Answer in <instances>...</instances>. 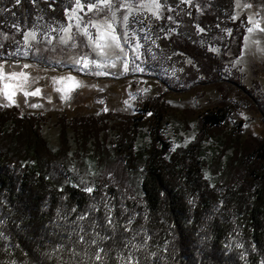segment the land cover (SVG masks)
<instances>
[{
    "label": "trees",
    "instance_id": "obj_1",
    "mask_svg": "<svg viewBox=\"0 0 264 264\" xmlns=\"http://www.w3.org/2000/svg\"><path fill=\"white\" fill-rule=\"evenodd\" d=\"M35 2L0 0V8L20 21L35 10L64 21V0ZM232 8L233 0H209L188 20L190 26L230 28L219 55L184 35L166 39L172 51L194 62V76L202 74V83L223 97L221 71L240 55L247 23L244 15L230 19ZM0 28L14 31L2 22ZM229 79L264 116L253 90L239 77ZM162 97L147 105L151 140L140 151L135 148L137 124L130 118L114 126L116 140L106 146V135L99 133L107 114L73 117L70 126L79 149L70 152L66 117L61 115L53 151L40 132L45 117L18 114L16 106L0 109V264H101L93 259L92 239L108 250L103 264H127L119 256H127L124 245L133 243V237L142 245L135 251L139 264H262L264 138L242 139L239 128L228 127L225 112H211L197 120L191 141L169 150L159 133V119L171 110ZM90 135L94 141L88 153ZM209 139L216 152L207 156ZM109 212L113 225L107 223ZM97 234L110 238L100 241Z\"/></svg>",
    "mask_w": 264,
    "mask_h": 264
},
{
    "label": "rangeland",
    "instance_id": "obj_2",
    "mask_svg": "<svg viewBox=\"0 0 264 264\" xmlns=\"http://www.w3.org/2000/svg\"><path fill=\"white\" fill-rule=\"evenodd\" d=\"M207 1L209 0H192L191 4H184L181 0H167L160 19L146 12L141 13L144 24L129 26L128 42L124 46L126 55L121 54L120 59L114 60L116 67L91 66L88 70H81L79 65L73 66V61L84 54L95 58L87 46V38L78 34L76 22L69 19L75 0H64V21L41 10L28 12V17L20 21L18 17H14L13 12L9 14L7 9L0 8V22L14 28L13 32L0 28V64L4 66V74H27V83L23 87L17 86L22 78L0 80V109L12 110L16 106L18 114H38L45 117L46 120L40 123V132L53 151L59 143V116L66 117L68 144L70 152H73L79 149V143L70 120L78 116L100 117L104 114L107 116L102 123L106 127H103L99 137L106 135V146L116 140L114 126L130 118L137 124L135 148L139 151L146 150L151 140L149 121H152L146 109L159 94H163L162 101L171 108L159 119V133L169 150L183 147L191 141L196 132L197 120L203 114L211 112H225L223 114L228 127L239 128L242 139L250 135L264 138V116L256 113L251 104L242 98L243 93L238 92L227 81L229 78L239 77L246 88L253 90L252 94L258 99L264 112V32L256 30L249 34L247 31L249 27H253L249 19L252 17L264 28V0H233L229 18L235 20L244 15L247 23L240 55L225 62L221 71L226 97L214 86L203 84L202 74L194 76V62L182 53L172 51L166 44V39L171 34H180L216 55L221 53L222 46L230 35V28L224 24L216 28H203L196 23L193 26L188 23L193 12H202ZM246 4H251L252 7H244ZM168 8L172 10L169 11ZM256 13L259 14L254 16ZM80 15L85 21L97 18L86 8ZM169 16L173 19H167ZM70 24L76 47H71L73 41H69L67 45L60 42V37L64 35L60 29ZM22 28H25L22 37L17 38L16 35ZM200 28L204 30L200 31ZM28 31L36 32L35 40L25 41L24 34ZM90 31L95 34V29L90 28ZM117 31L122 33L124 28L117 25ZM137 44L140 45L138 49ZM112 62L108 61L107 64ZM125 63L128 65L127 71L124 70ZM69 74L81 81L83 86L72 92L73 98L65 101L61 98L63 93L58 91L64 85L57 83V80ZM5 83L11 85L7 90L4 89ZM36 89L40 90L39 95L24 94ZM5 91L11 95V99L5 95ZM185 108L191 112H183ZM93 139L92 135L88 138V153L92 151ZM204 145L207 156L216 152L214 140L209 139ZM133 240L131 244L138 245V240L134 237Z\"/></svg>",
    "mask_w": 264,
    "mask_h": 264
},
{
    "label": "snow or ice",
    "instance_id": "obj_3",
    "mask_svg": "<svg viewBox=\"0 0 264 264\" xmlns=\"http://www.w3.org/2000/svg\"><path fill=\"white\" fill-rule=\"evenodd\" d=\"M17 4L21 2V0H15ZM35 3V0H32ZM167 0H75V7L71 8L69 19L74 20L75 26L77 28L78 34H82L87 38V46L91 49V53L95 58H91L89 54H84L79 58L73 61V66H81V70H88L91 66H95L97 68H103L105 66L116 67V63L114 60L120 59L121 54H125L124 46L128 42V34H129V26L133 24H144V19H141V13H149L152 17L156 19H160L162 12L166 8ZM181 3L191 4L192 0H181ZM244 7H252L251 4H246ZM85 8L88 12H92L96 15V19H88L85 21L84 17L80 15L81 12H84ZM167 10L171 11L172 9L168 8ZM119 14V15H118ZM190 14V13H189ZM259 13L254 14L258 15ZM147 17H145L146 19ZM167 19L172 20L173 17L169 16ZM253 23V27H249L247 29L248 33L251 34L256 30L260 32H264V28L260 27L259 21H256L254 17L249 18ZM83 25V27H82ZM117 25H120L124 28V31L118 32ZM18 29V26H15ZM199 27V26H198ZM91 29H95V34H93ZM19 30V29H18ZM203 28H200V31H203ZM61 32L64 33L63 36L60 37V42L62 44H68L69 41H73L71 47H76L74 40L75 37L72 33V25H68L67 27H62L60 29ZM2 35V34H0ZM135 35V32H133ZM147 38V37H145ZM25 41L35 40L36 32L28 31L24 34ZM50 42V41H49ZM137 49L140 45L137 44ZM27 54V53H25ZM108 61H113L110 64H107ZM24 67H28V65H24ZM124 70H128L127 63L124 64ZM142 70V69H141ZM101 74V73H96ZM107 74V73H103ZM18 79L22 78L21 83L17 85L18 87H23L27 83V74L26 73H11L6 76L4 74V66L0 64V80H5L7 78ZM57 83H63V87L59 88L58 91L62 92V99L65 101L71 98V94L76 89L82 87V82L78 81L75 76L69 74L66 77H60L57 80ZM11 85L8 83L4 84V89L7 90ZM40 90L36 89L34 92L24 94L27 95H39ZM5 95L11 99V95L5 91ZM33 107H38L39 105H32ZM86 191L91 192L92 188L85 189ZM84 216L79 217V219H84ZM107 223L109 225H113V219L109 212L107 217ZM131 223V221H129ZM128 230V229H126ZM100 241L109 239L108 236L100 237L97 234ZM79 241L81 243H85L84 236L79 237ZM91 245L96 246L94 261L101 262L103 264V260L108 256V250L101 247L98 244L96 239L91 240ZM125 248H128L129 251L127 256L125 257L123 253L120 254L119 258L121 260L126 259L127 264H139L138 260H135V251L138 250L142 245H132L131 241H128L124 245ZM74 255H79V253H74ZM87 256L88 254L85 253ZM154 256L155 253H152ZM92 258V257H90ZM264 264V261H262Z\"/></svg>",
    "mask_w": 264,
    "mask_h": 264
}]
</instances>
